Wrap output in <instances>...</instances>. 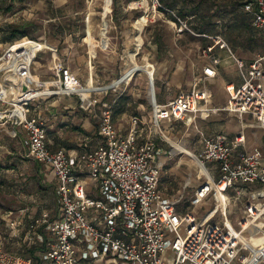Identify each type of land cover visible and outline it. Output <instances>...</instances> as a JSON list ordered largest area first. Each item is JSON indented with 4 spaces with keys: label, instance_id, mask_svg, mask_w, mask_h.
I'll list each match as a JSON object with an SVG mask.
<instances>
[{
    "label": "built area",
    "instance_id": "2783aa9c",
    "mask_svg": "<svg viewBox=\"0 0 264 264\" xmlns=\"http://www.w3.org/2000/svg\"><path fill=\"white\" fill-rule=\"evenodd\" d=\"M242 3L253 27L264 34V0ZM152 12L155 16L171 15L177 33L190 31L213 41L204 50L208 62L200 81L218 75L222 59L212 56L216 48L227 51L239 82L226 84V106H210L211 92L196 82L165 104L151 102L152 127L133 115L129 131L122 134L112 107L105 104L95 145L82 140L71 148L53 150L45 119L33 113L37 109L34 101L42 95L23 88V74L16 90L9 87V79H0V103L9 106L0 111L5 113L0 123L14 120L25 133L27 156L57 178L55 208L9 209L4 214L8 236L0 233V264H264V240L250 255L242 248L244 230L264 216L263 150L245 148L244 131L237 132L232 141L222 133L207 136L200 132L202 147L194 159L206 180L187 207L181 208L160 188L165 150L156 137L164 139V120L191 124L202 111H225L240 119L249 115L264 129V53L249 61L239 58L222 35L196 33L187 18L160 0H153ZM14 46L12 43L1 56ZM15 62L24 65L26 61L21 57ZM54 80L57 84L50 86L55 89L51 95L80 94L73 86L75 76L69 67L61 68ZM98 103L97 98L92 99L93 106ZM242 193L249 199L244 210L247 220L237 228L228 210L232 196ZM210 200L211 209L199 217L196 208ZM261 228L264 233V221ZM23 233V243L28 245L43 242L44 234L51 240L38 256L9 249L7 238H20Z\"/></svg>",
    "mask_w": 264,
    "mask_h": 264
},
{
    "label": "rangeland",
    "instance_id": "374dc122",
    "mask_svg": "<svg viewBox=\"0 0 264 264\" xmlns=\"http://www.w3.org/2000/svg\"><path fill=\"white\" fill-rule=\"evenodd\" d=\"M144 2H148L152 8L153 0H0V79H9V87L14 88L19 84L18 77L23 74L21 75L24 80L23 86L28 79V91L33 89L39 91L45 84H57L52 75V68L56 63L62 62L77 73L83 83H86L85 85L75 83L73 86L87 88L88 96L92 91L107 89L108 94L105 99L117 97L122 93V96L118 97L121 103L115 110V122H130V115L134 113L133 106H135L132 92L139 88L143 91L142 96L146 99L149 79L154 74L153 64L148 60L143 63L138 60L137 55L143 45L144 38L146 43L144 51H151L152 42L160 38L161 47L167 48L164 53L171 59L176 55L171 47L172 42H182L188 49V55H185V58L192 59L194 62L197 59L202 65H204V60L208 61V58L203 54V49L213 43L211 39L195 36L189 31H186V35L183 37L178 36V33H174L175 31L169 27V18L166 13L157 16L152 13L151 20L144 30L149 19V16H147V20L143 16V8L146 7ZM165 2L170 6L172 0H165ZM177 2L180 4L179 6L183 7L184 14L190 15L187 10L197 9L196 17L189 20L191 29L196 33L222 35L236 55L246 61L254 59L259 53H264V35L254 32L251 26V15L244 10L240 0H177ZM110 10H112L111 13ZM137 19L138 21L135 22ZM109 23L113 27L107 34ZM133 23L138 28L135 35H132V31L128 28ZM124 29L129 46V59L126 66L125 61L119 56ZM107 35L113 36L110 42L114 40L117 44L116 55L119 58L113 61L114 52L110 51L111 57L105 59L106 57L101 56L105 51H98L99 58L97 62L93 61V64L99 76L94 80L92 59L90 60L91 65H89L91 67V76L89 77L86 63L80 60L83 56L89 59V53L91 56H95L96 49L98 50V47L96 48L98 40L103 39V42L106 43ZM133 40L136 42L135 49H132L131 43H129ZM12 43H15V46L5 56H1ZM214 53L216 52L214 51ZM217 53L221 54L219 51ZM212 56L218 55L212 54ZM21 57L26 61L24 65L15 62L17 58ZM103 59L105 64H103ZM170 65L169 63L168 66ZM112 66H115L116 70L110 76L108 71ZM136 72L149 74L150 78H147L146 74L138 75L131 83L127 84L133 79ZM200 76L201 73H194L191 78L192 84L199 82L202 88L206 87L211 92L210 103L214 104V107L224 108L226 106V102H224L226 95L223 92L225 83L238 78V72L227 77L221 70L217 78L202 81H200ZM158 82L156 81V84ZM189 85L185 83L182 88H190ZM164 86L167 88H162L161 92L158 91L159 100L170 98L172 93L178 90L174 87L170 88L166 84ZM102 95L104 96L103 93ZM106 102L97 104L101 111L105 109V104L110 105ZM220 114L223 118L221 122L211 121L208 123L198 118L191 124L177 123L170 135L177 140H183V145L191 149V153L196 154L202 147L200 132L204 130L211 134L213 130L210 129L228 131L229 128L226 124L234 121V124L238 125L239 131L246 130L245 134L250 139L254 138L260 141L264 149L263 129H247L249 123L252 122H243L236 117L233 120L231 114L225 111H219L216 115L210 114L207 118L214 119ZM161 143L165 153L162 157L163 171L160 188L167 196L178 201L181 208H185L197 187L205 182L206 177L196 160L188 153H179L165 138ZM22 160H26L28 163V186L22 190L9 189L8 183L12 181V178L18 179L14 174L20 171L23 162L17 159L12 161L2 159L0 161V231L3 233H6L3 220L6 211L10 208L27 205L22 194H28V205L38 194H43L49 205L48 209L55 208L57 203V193L54 196V191L50 188L49 183L39 180L38 174L35 173V161L25 155V152ZM248 200L247 193H242L240 197L233 195L231 198L228 211L237 228H241V223L247 220L244 210ZM262 201L264 202V199ZM212 205L210 200L197 207L196 212L199 217L205 215ZM218 217L219 215L216 216V218ZM263 221L264 216L244 230L242 234L244 237L243 252L250 255L263 242L264 233L261 228ZM10 248L24 254L28 253V248H21L15 243L10 244Z\"/></svg>",
    "mask_w": 264,
    "mask_h": 264
},
{
    "label": "crops",
    "instance_id": "0c3cea01",
    "mask_svg": "<svg viewBox=\"0 0 264 264\" xmlns=\"http://www.w3.org/2000/svg\"><path fill=\"white\" fill-rule=\"evenodd\" d=\"M145 3H146V7L143 8L144 9L143 16L146 20H147V16H149V19L147 21V24L144 26V30H145L146 26L148 25L149 21L151 20V16L153 13L152 8L149 6V3L144 2V4ZM217 10H218V7H217ZM111 11H110V13H111ZM187 13H190V15L185 16V18H187L188 21L192 20V18L196 17V12H192V10H187ZM168 18H169L168 23L170 24L169 27L171 28V30L175 31L174 33L177 34L175 23H174V18L169 14H168ZM138 19L135 20V22L138 21ZM134 23L128 27L132 31V35H135L136 32H138V28L134 25ZM112 27L113 26L109 24L107 34H109L110 28H112ZM124 32H125V29L123 30V40L120 43L121 51L119 52V56H121L122 59L125 61V66H126L128 63V59H129V52H128L129 46L127 43L128 39L125 36ZM185 32L186 31L178 33V36L183 37L184 35H186ZM202 34H204V33H202ZM193 35L198 36L196 34H193ZM112 37H110V35H107L106 43L103 42V39L98 40V45L96 46V48L98 47V50L95 48L96 49L95 56H91V53H89L90 54L89 59H87V57H85V56H83L81 58L80 61L83 63H86V67L88 68V72H89L88 77L91 76V67H89V65H91L90 64L91 59H92V65H93L94 80L96 77L99 76L97 71H95V66L93 64V61L97 62V60L99 58L98 57V51H100V52L105 51V53L101 54L102 57H106L105 59H107L108 57L109 58L111 57L112 53L110 51L114 52V54L112 55L113 59H114L113 61H116V59L119 58V56L116 55L117 44L115 43L114 40L112 42H110V39ZM143 37H144V35H143ZM199 37H201V36H199ZM159 39L160 38H158V40L153 41L152 42V50L146 52L143 49L145 44H146L145 38H144L143 45H142V47L139 50V53L137 55L138 60L140 62L143 63V62L148 60V62L153 64L154 74L152 75V77L150 78L149 74H146V73L136 72L133 79L127 83V84L131 83L136 78V76L142 75V74H146L147 78H150L149 79L150 83L148 86L149 89L147 90L146 99H144V97L142 96L143 91L140 90L139 88H136L134 90V92H132V96L135 99V106H133V112L134 113L132 115H130V122H121V123L115 122V120H116L115 110L118 108V105H120V103H121V100H119L118 97H121L122 93H121V95L119 94L117 97L105 99V97L108 94V89L102 90V91H92L88 96V89L87 88L82 87V86H80V87L74 86L75 88L78 89L80 94H59V95L54 94V95H51V94L55 93V92H53V90H55V89L50 87L52 85H47V84L43 85L42 89L39 91H36L35 89L32 91H29V93H35L38 95H42V97H39L34 101L37 104V109L33 113L34 114L39 113L42 116V118L45 119V121L47 123L48 138H49L51 149L56 150L59 148H71L73 146H76L78 143L82 142V140H89L91 142L92 146L95 145L97 137L99 135L98 134V122L100 121L102 111L100 110V106H97V105L93 106L92 105V99L93 98H97L99 100V102H104V101L106 102V100H107V102L110 103V106L113 109V118H114V122H115L116 126L118 127L119 131L122 134H126L131 127V117L133 115H139L140 117L143 118L144 121L147 122V127H152V121H153V108H152V104H151L152 101L154 103H156V101H157L160 104H165L168 101H170L172 98H174L178 94L179 91L184 90V89L189 90L194 86L191 82L192 75L194 73H198V74L201 73L202 74L203 67H204V65L207 64L208 61L204 60V65H202L201 62H199L197 59L195 62L192 59H186L185 55H188V51H187L188 49L186 48V45H184V43H182V42L178 43V41H174L171 44V47L174 49V52L176 54L173 56L174 58L171 59L169 56H167L164 53L167 51V48L161 47V45H160L161 41ZM129 43H131L132 49L136 48V42L134 40L129 42ZM207 47H205L203 49V51ZM41 51H44V50H41ZM41 51H39V52H41ZM218 51L221 52V54L217 53ZM39 52H38V54H39ZM215 52L216 53H213V54L221 56L220 58L222 59V63L218 66V75H220L221 70L224 71V73L226 74L227 77H231L232 75H234V72L237 73L236 65H235L233 59L227 55L226 50H220L217 47ZM223 52L226 54H224ZM203 54L207 58V54H205V53H203ZM103 61H102L103 64H105L106 62L104 59H103ZM169 63L171 64L170 66H168ZM63 67H68V66L62 62H58L54 65V67L52 68V75H53L54 79L60 75L61 68H63ZM114 67L115 66H112V68H110V71H108V75L112 76L115 73L116 69ZM169 67H170V69H169ZM122 69L120 70V75L122 73ZM73 74L75 76L74 85H75V83L77 85H82V84L85 85L86 84V83L82 82L81 78L79 77V75L77 73L73 72ZM218 75H217V77H218ZM104 77H106V76L104 75ZM27 81H28V79L26 80L25 86H23V88H28V82ZM156 81H159L161 83L158 82L156 84ZM232 81L236 82V83L239 82V77L234 79V80L227 81L226 83L224 82L225 83V90L223 92L226 95L225 101H224V102H226V104H227V100H228V93L226 91V84L228 82H232ZM185 83L190 84L189 85L190 88H182L183 84H185ZM164 84H166L167 86H170V88L174 87L175 89H178V90H176L174 93H172V96L170 98H162V100H159L158 99L159 92L162 91V88H164V89L167 88L166 86H164ZM12 89L16 90V87H14ZM102 93L104 94V96L102 95ZM146 102L148 104L147 106H146ZM221 102H223V101H221ZM213 105L214 104L210 103V106H213ZM8 107H9L8 105L0 103V111H3ZM210 114L216 115V113H213L210 111H202L198 114L196 121L198 118L203 120V121L205 120L208 123H211V121L221 122L223 120L222 114L218 115L217 118H214V119L209 118L208 119L207 117H209ZM230 116H232L233 120L235 117L237 119H240L238 116H235L232 114ZM240 120H242L243 122H252V123H249V127H247V129L248 128L263 129V128H260L259 126H257L255 120L249 115H245ZM177 123L183 124V122H181V121H174V120H164L162 122V127L164 129V136H166L167 139H169L170 141H175V142L181 141V140H177V139L173 138L172 135H170V133L172 134V131H174L175 124H177ZM226 126L229 128L228 131L227 130L226 131L220 130V129H210V130H213L211 132V134L208 132H205L204 130H203L204 132L203 131L202 132L207 136L222 133L230 141H232L234 139L235 135L237 134V132L239 131V127H238V125H236V123L234 124V121L227 123ZM234 127H235V129L233 130ZM245 131H244V133H245ZM147 132L148 131H145L144 134L141 135V137L143 138L144 136H146ZM245 136H246L245 148L251 149L254 147H259L264 152V149H263L260 141L254 139V138L250 139L246 134H245ZM156 137L158 140V144L162 146L161 142L164 139L162 140L159 135H156ZM24 141H25V133L22 130V128L15 123L14 120L2 121V123H0V161L2 159H6V160L8 159L9 161L17 159L20 162H23V165L21 166L20 171L18 173L16 172L14 174L15 177H17L18 179L12 178V181H9V183H8L9 189L12 188L14 190V188H15V189L22 190L28 186V183H27V180H28V163L26 160H22V157H24V152H25V155H27L26 154L27 148L24 144ZM201 143H202V136H201ZM181 144L183 145V140L179 145H181ZM175 150H177V149L175 148ZM0 164H1V162H0ZM35 165H36V170H35L36 172L35 173L38 174L39 180H41V181L43 180L44 182L49 183L50 188L53 189L54 196H55L56 188H57V178H56L54 172L51 171L50 169L46 168L44 165H42L41 163H39L37 161H35ZM22 197L24 199V202L27 203V205L24 207L19 206V207L10 208V209L34 207V208L39 209V211H42L44 209L49 208V205L47 204V200L44 199L43 194L42 195L41 194L36 195V198L34 200H31L29 205H28V194L27 195L22 194ZM30 197H34V196H30ZM56 205H57V203H56ZM3 218H4V216H3ZM0 233H3V232L0 231ZM4 234H6L8 236L7 229H6V233H4ZM24 236H25V234L23 233V234H21L20 238L8 237L7 238L8 248L11 249L10 244L15 243L21 248L22 247L28 248V250H29L28 254H29L30 249L33 247L35 250H34V253L32 256H35V255L38 256L42 250L46 249L48 241L51 240V237L49 235L44 234L43 235V242L40 241L39 243H37L35 245H28L27 243L26 244L23 243ZM21 242H22V244H21ZM79 264H106V263H104L103 261H97V262L82 261ZM110 264H113V263H110Z\"/></svg>",
    "mask_w": 264,
    "mask_h": 264
},
{
    "label": "trees",
    "instance_id": "16d2710c",
    "mask_svg": "<svg viewBox=\"0 0 264 264\" xmlns=\"http://www.w3.org/2000/svg\"><path fill=\"white\" fill-rule=\"evenodd\" d=\"M166 7H168V8H170V9H176L177 10V12H178V14L182 17V18H185V15H187V14H184V11H183V7L182 6H179L180 4H178V2H177V0H172V3L170 4V6H168L167 4H166V2H165V0H160ZM240 2L242 3V0H240ZM242 5H243V3H242ZM186 7V6H185ZM192 12H197V10H192ZM197 14V13H196ZM251 20H252V18H251ZM251 26H252V29L254 30V32H256V33H259V34H262V33H260L259 31H257L254 27H253V25H252V22H251ZM200 33H205V32H200ZM262 35H264V34H262ZM234 51V50H233ZM235 52V51H234ZM34 90V89H33ZM32 91V90H31ZM34 248L32 247L31 249H30V252H29V254L28 253H26V255H28V256H32L33 255V253H34ZM29 251V250H28Z\"/></svg>",
    "mask_w": 264,
    "mask_h": 264
},
{
    "label": "bare ground",
    "instance_id": "6f19581e",
    "mask_svg": "<svg viewBox=\"0 0 264 264\" xmlns=\"http://www.w3.org/2000/svg\"><path fill=\"white\" fill-rule=\"evenodd\" d=\"M145 5H146V3H145ZM110 9V8H109ZM111 11V10H110ZM107 15H109V14H107ZM107 18V17H106ZM105 18V19H106ZM110 24V23H109ZM4 115H5V113L4 112H0V118L1 119H3L4 118ZM164 138L166 139V140H168L176 149H177V151H179V153H188L192 158H194V156H195V153H191L190 151V149L188 148V147H186V146H184V145H179L182 141H177V142H175V141H170L169 139H167V137L166 136H164Z\"/></svg>",
    "mask_w": 264,
    "mask_h": 264
}]
</instances>
